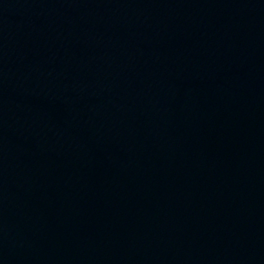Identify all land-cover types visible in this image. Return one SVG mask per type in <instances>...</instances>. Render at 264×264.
I'll use <instances>...</instances> for the list:
<instances>
[{
	"label": "water",
	"instance_id": "obj_1",
	"mask_svg": "<svg viewBox=\"0 0 264 264\" xmlns=\"http://www.w3.org/2000/svg\"><path fill=\"white\" fill-rule=\"evenodd\" d=\"M0 264H264V0H0Z\"/></svg>",
	"mask_w": 264,
	"mask_h": 264
}]
</instances>
